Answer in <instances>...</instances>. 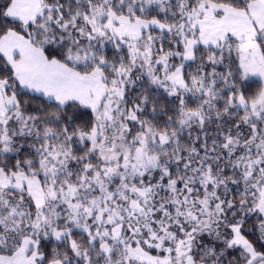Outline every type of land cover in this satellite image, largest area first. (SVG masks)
<instances>
[{
  "label": "snow or ice",
  "instance_id": "6c2138e0",
  "mask_svg": "<svg viewBox=\"0 0 264 264\" xmlns=\"http://www.w3.org/2000/svg\"><path fill=\"white\" fill-rule=\"evenodd\" d=\"M0 264H264V0H0Z\"/></svg>",
  "mask_w": 264,
  "mask_h": 264
}]
</instances>
